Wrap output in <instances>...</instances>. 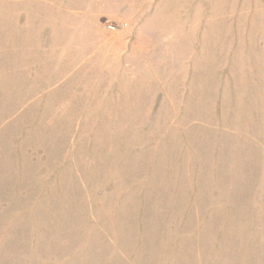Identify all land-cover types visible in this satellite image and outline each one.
I'll use <instances>...</instances> for the list:
<instances>
[{
  "label": "rangeland",
  "instance_id": "rangeland-1",
  "mask_svg": "<svg viewBox=\"0 0 264 264\" xmlns=\"http://www.w3.org/2000/svg\"><path fill=\"white\" fill-rule=\"evenodd\" d=\"M30 1L0 0V236L264 264V0H156L127 50L137 22L104 20L58 62L35 30L33 72L9 36Z\"/></svg>",
  "mask_w": 264,
  "mask_h": 264
},
{
  "label": "crops",
  "instance_id": "crops-1",
  "mask_svg": "<svg viewBox=\"0 0 264 264\" xmlns=\"http://www.w3.org/2000/svg\"><path fill=\"white\" fill-rule=\"evenodd\" d=\"M32 4L35 2L30 1L26 4L25 13L22 10L20 14L19 8L13 11L9 36L11 37V62L16 63L14 67L19 69V59L24 58L26 69L33 72L35 30H38L44 39L42 43L46 46L44 54L57 55L53 60L58 62L71 45L66 41V30L74 31L72 38H76L80 35L78 31L90 24L99 23L100 25L104 20L119 19L130 24L136 21L140 27L137 32V25H135L129 31H123L119 35L123 43H119L118 48L125 51L134 44L132 39H136L135 33H138V38L143 35L144 31L141 28L147 15L152 14L156 0H43L40 5L42 14L38 19L36 16L38 13ZM95 7L98 9L95 10ZM29 63L32 64L29 65ZM85 245L98 244H94L93 241L88 244H67L64 241L36 240L33 237L4 238L0 236V264H115L116 257H120V255L114 257L113 254H100L97 249L90 248L85 253L86 249H83ZM64 246L72 248H62ZM82 256L84 258L88 256L89 259L84 260Z\"/></svg>",
  "mask_w": 264,
  "mask_h": 264
},
{
  "label": "built area",
  "instance_id": "built-area-1",
  "mask_svg": "<svg viewBox=\"0 0 264 264\" xmlns=\"http://www.w3.org/2000/svg\"><path fill=\"white\" fill-rule=\"evenodd\" d=\"M108 29L110 30V31H116L117 30V27H115V26H108Z\"/></svg>",
  "mask_w": 264,
  "mask_h": 264
}]
</instances>
